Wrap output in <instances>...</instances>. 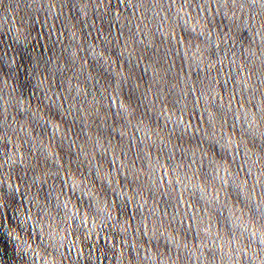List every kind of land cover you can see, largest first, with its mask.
<instances>
[{
  "label": "clouds",
  "instance_id": "1",
  "mask_svg": "<svg viewBox=\"0 0 264 264\" xmlns=\"http://www.w3.org/2000/svg\"><path fill=\"white\" fill-rule=\"evenodd\" d=\"M67 2L0 0V77L6 70L10 78L16 79L15 87L7 81L0 86V114L4 116L0 128L7 125V129L0 130V139L8 129L16 136V159L0 161V214L6 206L5 191L9 197L15 195L18 207L13 223L24 211L19 224L24 233L22 264H105V257L107 264H264V226L234 230L233 223L226 219L225 228L233 239L226 248L217 243L221 237L212 232L208 213L213 203H220L219 196L211 192L219 178L209 177L199 167L197 157L186 159L183 146L172 143L173 134L183 139L194 128L201 131L187 119L189 111H200L201 120L209 108H217L222 118L235 112L234 128L243 113L247 128L239 125L242 136L264 128V0H120L126 5L125 12L117 11L115 20L120 22L121 37L125 28L127 36L122 50L117 41V55L135 53L137 46L150 52L155 38L171 37L177 59L183 53L181 68L187 66V75L169 65L170 79L155 94L156 100L150 99L151 91L145 95L153 114L148 117L145 112V117L150 122L154 119L155 127H147L144 118L137 121L140 105L125 107L121 101L116 116L126 130L111 125L106 129L110 135L119 136L120 151L111 140L103 152L93 146L87 151L82 149L84 160L92 168H96L98 154L101 160L111 154L113 167L106 175L118 178L85 184L82 192L72 184L71 194L69 180H65L63 188L53 183L46 197L34 198L38 193H33L31 183L27 188L24 183L16 184L12 173L4 170L5 165L11 168L18 163L27 175L28 153L35 156L48 151V145L32 135L37 128L55 139L43 117L32 114L30 106L24 108L25 100L36 95L37 87L46 89L39 97L44 101L51 99L50 94L56 96L57 103L63 97L61 119L76 125L99 119L101 108L110 111L117 107L116 101L126 87L123 73L119 79L111 74L106 82L100 80L98 71L95 77L87 73L89 59L95 63L98 56L103 58L100 37L93 42L98 25L91 17L111 23L107 8L111 0H73L72 16L64 13ZM35 27L48 29L53 43L52 55L39 62L33 59L30 48L31 29ZM180 31L185 33L186 41L176 40ZM109 43L105 36V48ZM25 68L24 82L31 83L27 94L17 74L24 73ZM141 80L147 83L144 77ZM221 87L231 92L226 108ZM13 106L25 119L32 117L31 128L18 125L15 117L8 123ZM206 136L197 139L204 142ZM9 142L13 143L11 137ZM22 146H26L25 152L20 151ZM121 152L124 159H120ZM244 155L247 159L243 162L238 155L231 159L240 162L241 169L247 165L249 174L259 167L264 175V165L260 161L249 163L248 152ZM48 166L56 169L53 179L58 178L62 171L59 158ZM21 179L24 181V177ZM21 196L27 198V206L19 200ZM8 208L12 211L10 203ZM193 230L200 238L199 245L187 241V234ZM101 241L108 251L101 250L97 255ZM205 249L219 250V259L215 252L211 258L206 256Z\"/></svg>",
  "mask_w": 264,
  "mask_h": 264
}]
</instances>
